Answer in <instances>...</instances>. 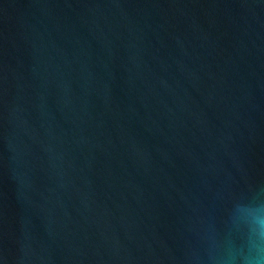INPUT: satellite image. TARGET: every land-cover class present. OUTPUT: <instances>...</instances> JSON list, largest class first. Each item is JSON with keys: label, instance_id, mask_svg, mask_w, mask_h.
Listing matches in <instances>:
<instances>
[{"label": "water", "instance_id": "water-1", "mask_svg": "<svg viewBox=\"0 0 264 264\" xmlns=\"http://www.w3.org/2000/svg\"><path fill=\"white\" fill-rule=\"evenodd\" d=\"M258 230L264 0H0V264H244Z\"/></svg>", "mask_w": 264, "mask_h": 264}, {"label": "clouds", "instance_id": "clouds-1", "mask_svg": "<svg viewBox=\"0 0 264 264\" xmlns=\"http://www.w3.org/2000/svg\"><path fill=\"white\" fill-rule=\"evenodd\" d=\"M259 220L257 221L259 229ZM251 255L244 260V264H260L259 258L264 256V238H262L259 230L256 234V239L254 243L250 246Z\"/></svg>", "mask_w": 264, "mask_h": 264}]
</instances>
